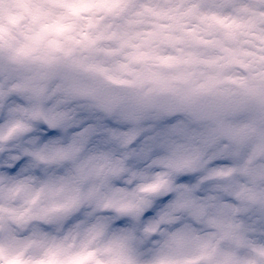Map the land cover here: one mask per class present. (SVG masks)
<instances>
[{
    "label": "clouds",
    "instance_id": "9594fccd",
    "mask_svg": "<svg viewBox=\"0 0 264 264\" xmlns=\"http://www.w3.org/2000/svg\"><path fill=\"white\" fill-rule=\"evenodd\" d=\"M0 264H264V0H0Z\"/></svg>",
    "mask_w": 264,
    "mask_h": 264
}]
</instances>
